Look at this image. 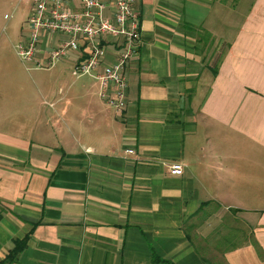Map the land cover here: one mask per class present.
Masks as SVG:
<instances>
[{
	"label": "crops",
	"instance_id": "crops-1",
	"mask_svg": "<svg viewBox=\"0 0 264 264\" xmlns=\"http://www.w3.org/2000/svg\"><path fill=\"white\" fill-rule=\"evenodd\" d=\"M135 8L124 108L71 51L47 107L6 119L42 132L0 128V264L16 241V264H264V0Z\"/></svg>",
	"mask_w": 264,
	"mask_h": 264
},
{
	"label": "built area",
	"instance_id": "built-area-1",
	"mask_svg": "<svg viewBox=\"0 0 264 264\" xmlns=\"http://www.w3.org/2000/svg\"><path fill=\"white\" fill-rule=\"evenodd\" d=\"M31 4L25 34L17 45V54L26 67H51L71 51L82 55L74 66L76 76L97 74L102 84L101 97L122 109L125 107L128 83L126 65L137 52L141 34L137 0H18ZM108 12V14H107ZM58 44L50 47L49 58L42 60V42ZM116 58L109 61L113 46ZM113 93L115 98H111ZM129 152L133 150L129 149ZM182 163H173L171 172L183 173Z\"/></svg>",
	"mask_w": 264,
	"mask_h": 264
},
{
	"label": "rangeland",
	"instance_id": "rangeland-1",
	"mask_svg": "<svg viewBox=\"0 0 264 264\" xmlns=\"http://www.w3.org/2000/svg\"><path fill=\"white\" fill-rule=\"evenodd\" d=\"M31 4L26 1L19 3L18 0H0V82L1 87L7 89L2 93L0 112H4V121L0 125L5 132H14L34 127L42 132V124H23L17 121L8 122L7 118L14 120L25 119L29 113L39 112L38 108L44 109L51 96L45 94L44 86L58 89V76L62 64L56 67H37L33 64L25 66L17 54V45L21 36L25 34V22L29 16ZM69 82L75 81L76 86L89 83L87 76L80 79L68 78ZM35 105V106H32ZM53 132V129L50 130Z\"/></svg>",
	"mask_w": 264,
	"mask_h": 264
},
{
	"label": "trees",
	"instance_id": "trees-1",
	"mask_svg": "<svg viewBox=\"0 0 264 264\" xmlns=\"http://www.w3.org/2000/svg\"><path fill=\"white\" fill-rule=\"evenodd\" d=\"M23 247H24L23 241H16L15 247L9 252L3 264H16L18 262V257ZM156 261H161V260L159 258H156Z\"/></svg>",
	"mask_w": 264,
	"mask_h": 264
}]
</instances>
